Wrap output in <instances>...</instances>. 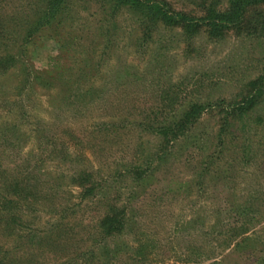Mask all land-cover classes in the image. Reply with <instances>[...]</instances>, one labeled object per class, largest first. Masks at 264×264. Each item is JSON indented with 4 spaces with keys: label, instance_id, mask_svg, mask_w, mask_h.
<instances>
[{
    "label": "rangeland",
    "instance_id": "374dc122",
    "mask_svg": "<svg viewBox=\"0 0 264 264\" xmlns=\"http://www.w3.org/2000/svg\"><path fill=\"white\" fill-rule=\"evenodd\" d=\"M107 1L66 0L37 28L44 0H0V61L13 60L0 65L1 251L28 264H81L89 250L101 264H264V96L242 123L223 126L222 109L263 72L264 5L210 40L161 23L145 37ZM155 1L199 18L228 0ZM194 103L207 107L197 124L165 142L158 129ZM109 204L125 231L98 243Z\"/></svg>",
    "mask_w": 264,
    "mask_h": 264
},
{
    "label": "trees",
    "instance_id": "16d2710c",
    "mask_svg": "<svg viewBox=\"0 0 264 264\" xmlns=\"http://www.w3.org/2000/svg\"><path fill=\"white\" fill-rule=\"evenodd\" d=\"M65 1L66 0H44L45 4L43 5L42 14L37 20L36 27L40 28L43 25H51L58 18ZM107 2H109L110 5L109 8L111 15H115L116 12L123 8L137 14L143 24L142 26L145 37L149 35L150 30L156 26V24L161 23L165 26H180L189 38H192L203 28L210 40H221L230 31L239 32L246 24V18L249 11L264 5V0H228L226 7L224 9H219L216 3H209L203 8V16L199 18H191L180 12L172 11L161 2H156L155 0H108ZM7 60L13 61L12 57L7 58ZM7 60L5 62L4 60H1L0 65L7 63ZM247 87L249 89L248 94L244 96L240 102L222 106V109L225 111L223 126H229L230 120H237L242 123L249 112L253 111L263 101L264 64L262 74L255 80L249 82ZM206 110L207 107L205 105L197 103L191 104L188 110L184 112L178 120L173 121L166 127L159 128V136H161L167 143L169 141H177L186 131L197 124ZM258 124L262 125V122L259 121ZM226 134L225 130H221V132L217 134L219 150L213 152V154L209 156L210 160L219 159L220 155L217 154L223 152L225 147L224 144L227 143L224 137ZM251 147V143L243 144L241 147L242 157H248L247 155L250 153ZM143 173L144 170L138 168L133 169L132 174L135 177L133 180L136 181L137 179H141ZM80 185H82V183ZM82 189H84L85 192L91 191L90 188L85 185ZM8 203L9 201L0 204V206H2L1 210L6 209ZM2 217L3 212L0 213V219ZM125 226L126 219L124 208L109 204L107 205L105 215L99 221L98 239L95 241L100 243L101 241L105 242L108 239L120 236L124 233ZM28 237H35V235L30 234ZM1 249L2 247L0 246V264H28L10 256L12 248L2 251ZM142 250L143 248L138 247L132 249V255L134 258L140 256ZM101 254L107 255L106 245L101 247ZM82 256L83 258L81 260L83 262L81 264H101L94 259V254L91 250ZM62 264H72V262L71 260H67Z\"/></svg>",
    "mask_w": 264,
    "mask_h": 264
}]
</instances>
